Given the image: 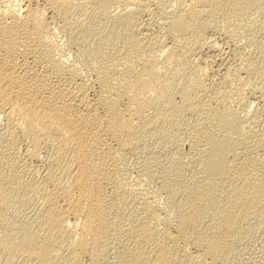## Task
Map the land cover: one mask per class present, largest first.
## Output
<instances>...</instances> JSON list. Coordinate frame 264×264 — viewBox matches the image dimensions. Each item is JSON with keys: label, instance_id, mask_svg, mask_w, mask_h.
Returning a JSON list of instances; mask_svg holds the SVG:
<instances>
[{"label": "bare ground", "instance_id": "6f19581e", "mask_svg": "<svg viewBox=\"0 0 264 264\" xmlns=\"http://www.w3.org/2000/svg\"><path fill=\"white\" fill-rule=\"evenodd\" d=\"M11 1L0 0L4 6L0 12V118H4V122H0V159L5 164L0 165V178L16 174L17 179L11 180V190H34L43 203L38 225L33 222L19 227L18 222L8 217L11 195L0 191V249L10 258H21L20 264H82L83 255L97 258L108 240L112 223L121 222L116 205L109 203V196L104 194L101 185L106 181L105 185L112 183L113 192L121 198L126 196L128 184L118 179L125 152L135 149L138 142L154 134L166 140L180 137L176 126L181 121L186 124L187 114L194 111L202 112V116L198 113L199 120L215 125L227 118L228 124H234V130L238 128L239 132L243 116L245 119L249 116L248 110L240 115L243 119L240 123L239 117L233 118L239 116L238 110L232 112L227 105H223L221 112L212 110L208 103L212 99L210 95L205 96L207 66L195 64L189 52L195 46L212 49L214 41L207 40L204 33L209 16L210 23L218 21L220 16L229 21L237 20V15L247 12L250 1L188 0L184 6L179 3L164 14L170 41L156 47V39L143 33L142 26L135 20V7L114 13V6H109L106 0H82L88 9H106L109 18V30L98 36L96 44L86 43L83 47L76 41L77 54L74 53L78 57L75 58L93 75L92 83H85L74 70L70 72L66 60L64 65L47 56L54 34L42 11L56 10L64 19V30L76 32L81 39L80 33L85 29L80 30L79 24L73 26L67 19L77 9L84 11L81 0L78 3H74L75 0H42V7L39 0L9 4ZM121 1H117L120 6L134 5L133 0L122 1L123 4ZM33 2L38 6H31ZM261 55V63H264V54ZM258 66L257 71L246 72L243 79L235 75L229 79L236 77L240 81L254 79L258 82L264 79L261 73L264 67L259 69ZM225 90L221 97L217 93L215 97L223 101ZM239 93H236L238 97ZM122 102L124 108L120 107ZM230 111L236 114L231 115L234 120L228 116ZM228 124L224 123L226 127ZM220 126L211 127L215 128L211 131V139L195 132L181 139L180 147L187 146L188 151L189 146L193 148L192 153L182 155L171 168L167 167L160 179V186L165 190L163 204L166 209H163L167 212L162 218L173 229L169 232L163 228L159 230L150 222L152 218L157 219L155 201L141 205L145 212L139 213V234L132 242L135 264L219 262L230 250L241 227L255 222L264 210V159L261 158L264 156L261 152L257 154L261 148L253 147L254 144L264 146L257 141H264L263 135L251 132V137L249 129L253 128L250 126L246 137L261 135L262 138L256 137L249 150L241 153L247 146L242 144V150L241 145H237L240 151L235 150L236 146L222 151L218 143L227 136L225 133L231 132V125L226 128L230 132ZM241 128H245L244 124ZM214 130L219 131L215 133ZM17 131L26 138L31 158L38 159L41 150H45L44 176L34 184L28 181L31 185H22L23 175L18 174L11 159L13 150L9 146L14 144ZM247 140L250 145L251 139ZM5 149L8 151L4 152Z\"/></svg>", "mask_w": 264, "mask_h": 264}, {"label": "rangeland", "instance_id": "374dc122", "mask_svg": "<svg viewBox=\"0 0 264 264\" xmlns=\"http://www.w3.org/2000/svg\"><path fill=\"white\" fill-rule=\"evenodd\" d=\"M78 1L79 0H75L74 3H78ZM117 1H121V0H106L109 6H112V7L114 6L112 10L114 11V13H116L117 11L119 12L122 9L127 10L128 8L133 9L135 7L136 8L135 20L138 21L136 22L138 23V25L142 26L143 33H145L149 38L152 37L151 39H154V40L156 39L155 40L156 42L154 41V43H155V46L157 47V45L159 44L167 45L171 39L169 34H167L168 27L166 26L168 23L164 19V14L168 12L169 9L172 10V8H175L179 3L181 6H184L188 0H133L134 5L133 4L131 6L127 5V7L126 5L120 6ZM122 1H125V0H122ZM249 1L250 3L248 5L247 12L245 11V14L242 12L240 14L242 16L237 15V17H239V18L236 17L237 20H235V18L233 20H230L232 21L233 24L225 16L223 17L226 18V21L224 18L223 20L222 17L220 16V18L223 21L219 18L220 21L219 20L216 21L217 24L215 25L216 22L215 23L209 22V18H210L209 16L208 20L206 19L207 28L205 29L204 33L206 37L208 36L207 40L210 39V42L214 41V43H211V45L214 44L212 49H210L209 47L208 49L206 48L200 49L199 47L195 46L191 51L192 53L189 52V56L190 58L193 59V62H195V64H198V66H201V67L207 66V74H206L207 76L204 77L205 78L204 82H206V86H207L206 87L207 93L205 92L206 93L205 96H207L208 98V96L210 95L209 98H211L213 101L215 100L214 102L211 99H209V101L211 100L210 102L207 101L208 103H210L209 107L212 106L213 109L210 107L212 110H215V111L219 110V112H221L223 105H227L228 109H230L231 111L233 110L232 112L236 113V111L238 110L237 112L239 116L232 113L231 111L228 113V116L232 120L239 117L237 118L239 120V121L237 120L239 123L244 119V123L242 121V123L240 124L241 126H239V132H238V128L234 130L235 128L234 124L233 126L231 123L228 124L229 122H227L228 121L226 120L227 118H222L221 120L222 122L219 121L218 122L219 124L217 123L218 125L212 124L209 121H208L209 123L208 124L207 120L206 121L204 120V122H203V119L199 120V117L203 115L202 112L194 111V113L192 112L190 114L189 113L187 114L188 121L186 124H184L181 121L176 126V130L181 133L180 137L176 136L174 137L173 140H166L165 137H162L159 134H154L151 136H147V138H145V140L143 139L141 143L138 142L137 146H135L137 149L134 147L135 149H132V150L130 149L128 150V152H125L124 154L125 156L123 155L121 158L124 164L120 165L119 172H118V179L121 182L128 184L126 185L127 189L129 187L128 191H126V196L124 198H121L116 192H113L115 189H114V186H112V183L105 185L106 183H108L106 181L105 183L102 184L104 186L101 185V188L103 187L102 190L103 191L105 190L104 194L107 197L109 196L108 197L109 203L114 202V204L116 205L117 213H119L120 215L121 222L116 223V224L112 223L108 231V240L104 243L101 249V253L97 256V258H91L89 256L83 255L81 256L82 264H135L134 259H133L135 255V251L133 250L132 242L135 238H137V235L139 234L138 229L140 226L138 222L139 221L138 217L139 218L141 217L139 216V213L141 211L145 212V208H142L143 206L141 205H144L146 201L152 202V203L155 201L156 203L155 202H154L155 204L153 203L154 206L157 204L155 206L158 212L157 215L155 216L157 217V219L152 218L150 222L151 223L153 222L152 224L155 227H157L159 230H161L162 228L164 230L166 229L167 231L168 230L170 231L173 229L172 225L171 226L170 224L167 225L168 223L166 224L162 218L164 216L166 217L167 212H165L166 207H164L165 205L163 204L165 190H163L160 186V182H161L160 179H161V176L165 172H167L168 170L167 167L171 168L174 162L176 163L179 160V158H181L182 155H185L187 153V155L189 156V154L192 153L193 148L188 146V148L190 149H188L187 151V148H186L187 146L186 147L183 146V149L186 150L185 151L182 149V146L180 147V144L182 142L181 139L187 136H191L193 132H195L197 135H200L204 138L211 139L213 136L211 131L215 129V128H211L212 126H215L217 129V127L220 126V123H222L223 125L221 124L222 127L220 126V128H223L224 126L226 129L227 127H230L231 125L230 129L227 128L231 132L226 129L231 134L225 133L227 136L224 134L226 137H223L224 140L222 139L221 141L223 143L221 142H220L221 144L218 143L220 145L219 147L222 148L221 149L222 151H226L228 149L234 148L235 146L237 147V145L239 146L241 145L240 147L242 150L244 145H247L248 147L245 146V148H243V151L239 150L240 147H237V149L235 148L236 151H240L242 153V152H245L246 149L249 150V148L253 146V144L251 145V143L255 142L256 137L261 136L259 135V136L251 138L252 133L255 132L254 134L256 133L262 134L264 137V123H263L264 122V79H258V82L254 81V79H251L248 82L245 80L244 81L238 80L241 77L243 79L247 75L246 72L248 73L253 70L257 71L258 68L256 69V67L258 66L259 63H260V66H258L259 69L264 67V63H261V57H260L261 54L262 55L264 54L262 52L264 51V26H263L264 25V22H263L264 20V14H263L264 13V10H263L264 0H249ZM11 2L9 4H18L21 2V0H12ZM37 2H39V6L41 7L43 6L44 1L42 2V0H39ZM37 2L31 3V6L34 5V7H36L35 4H37L38 6ZM80 2L82 3V5H84L83 6L84 11L77 9L71 12L67 16V19L73 26L76 24H79L78 28H80V30L82 28L85 29L84 31L80 33L81 39H79L78 36L75 35L76 32L74 31L66 32L64 30L65 28V23L63 22L64 19L60 17V15H58V12L56 10L52 11L51 8H47V10L44 9L42 11L43 18L46 19L47 22H49V26L51 27V30L53 29L52 31L54 34V35L52 34L53 37L50 38V43L48 45L49 54L47 56L50 57V60L62 62V64L66 60V64L69 63L68 67H69L70 72L74 70L73 72L79 75V78H81L85 83H88V82L92 83L93 75H91V73L89 74L88 72H86L87 69L85 68V66L83 67V64L82 63L80 64V61L77 60L78 56L76 55L77 54L76 41L78 40L80 45L83 47L86 46V43L91 44V45L96 44L98 36L101 35L103 32H106L109 30V22H108L109 18L107 16V13H105L106 9L103 10V9H100L99 7L88 9L87 8L88 5L84 4L85 1L82 2L81 0ZM2 5L3 3L0 4V12L3 10V7H4ZM1 6H2V9H1ZM85 9L88 10L87 13L85 12ZM83 12H85V14ZM261 21L263 22V25ZM235 24L237 27H235ZM240 24L242 27L240 26ZM237 28L239 30H237ZM145 30L148 32V34L146 33ZM235 31L237 33H235ZM195 48L197 50L200 49L199 50L200 53L197 50H194ZM74 52H76V54ZM118 52H116L117 56H119ZM145 53L146 52H144V54ZM75 56L77 57L75 58ZM250 63L251 64L255 63L257 64V66L254 64L253 65L254 69L251 70ZM263 70L264 68H262V71ZM234 73H236L237 75ZM261 73H264V71ZM232 75H235L236 77H239V78L235 77L236 79L235 78L233 80L229 79L230 76L234 77ZM226 88L228 90H225ZM219 90L222 94L218 93ZM224 90L225 92L229 91L228 95L226 92V95L223 96L224 97L223 101H220L221 98L215 97L217 96L215 94L216 93L218 95L220 94V97H221V95L225 94ZM233 91L234 92L236 91V93L240 92L239 97ZM232 95L233 96L235 95V98ZM213 96L217 99L213 98ZM216 100L217 101L219 100L220 102H217ZM213 106L215 107V109ZM120 107L124 108L123 102L120 104ZM246 109L248 110L247 113L250 116V117L248 116L249 118L246 116V119L249 120L248 122L244 118V116H243V119H242V116L240 117V115L244 114L243 113L244 111L246 112ZM198 113L200 114V116ZM247 113L246 115H248ZM231 115H236V116L233 117ZM0 122L2 123L4 122L3 117L0 118ZM224 123L225 125L228 124V126L226 127ZM243 124L246 129L241 128L243 127ZM252 124H254L253 127H252ZM247 125L248 127H246ZM250 126L251 128H253V130L249 129L250 130L249 134H251V137L250 135L246 137L249 131V130L248 131L246 130ZM231 128L234 130V132ZM242 129L245 131H243ZM217 131H215V133ZM222 131H225V130H222ZM222 131L220 129V132ZM235 131L237 133H235ZM17 132H18L17 134L15 133L16 138H14V141H15L14 144H10L11 147L9 146V148H12L13 150L12 151L13 157L11 159L15 162L18 174L20 173L21 175H23L22 185L24 184H25L24 186H26V184L31 185V183L34 184L33 182L35 180L38 181L44 176V172L46 169L45 167L46 164L44 160H45L46 154L43 151L45 150H41L42 153L40 152L41 156H39L38 159L37 158L35 159L34 157L31 158L28 155V142L26 138H24L19 131ZM242 133L244 134V136L241 135ZM233 134L234 135L240 134V136L238 135L239 139H238V136L236 138V136L234 137ZM243 137H245L244 140L246 138L251 139V140L254 139V140L253 141L250 140V143H249L250 145H248L247 141L249 142V140L246 139L247 141L246 140L244 141L242 140ZM260 138H262V136ZM232 140L233 141L235 140V143L233 142L234 144L231 142ZM240 140L242 142L244 141V143L239 142ZM257 141L264 145V141L262 139H259ZM230 144L234 146H231ZM242 144H244L243 147H242ZM222 145L223 147H221ZM227 146L229 147L227 148ZM253 147L261 148L258 150L259 153L257 154L260 155V152H261V154H263L264 156V148H262L264 146L260 147L254 144ZM7 151L8 149L4 150V152H7ZM261 158L264 159V157H261ZM0 165L5 166V164L2 162L1 159H0ZM22 166L24 167V170L22 169ZM33 177H34V180L31 181L30 179L31 178L33 179ZM14 179H17V176L14 173L11 174L10 178H5V179L0 178V191L3 192L4 194L11 195V197L9 198V201H11L12 205H11L10 214L8 216L9 219L10 220L13 219V221H15L16 223L18 222L17 226L19 225V227L29 226L34 223H35L34 225L36 224L38 225L37 222L39 221V219L37 218L38 216H40V213H41L42 205L40 204L43 203L42 198L40 197L38 193L34 192V190L24 191L20 189L16 192H13L10 188V185H11V180H14ZM24 179L27 180V183H25L26 181ZM28 181H30L31 183ZM110 187H112L113 189ZM110 200H112V202ZM59 203L62 204L61 201H59ZM142 213H140V215H143ZM156 221L158 222L156 223ZM251 223L252 224L250 225H244L241 227V230L236 234L235 242L231 246L230 250L225 254V256L221 259V261L215 262L213 264H264V210L262 211L258 219L255 220V222H251ZM129 229L136 230V231L138 230V232H135V231L131 232ZM191 250L190 252H192ZM17 258L19 257L18 256L16 257L13 256L12 258L8 257L7 252L3 249H0V264H6V262L8 264V261H10V264H20L21 258L20 260Z\"/></svg>", "mask_w": 264, "mask_h": 264}]
</instances>
